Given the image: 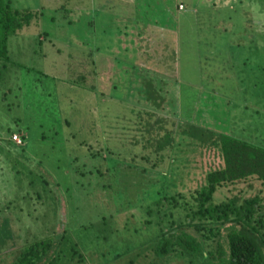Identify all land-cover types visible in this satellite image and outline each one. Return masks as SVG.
<instances>
[{
    "label": "rangeland",
    "instance_id": "1",
    "mask_svg": "<svg viewBox=\"0 0 264 264\" xmlns=\"http://www.w3.org/2000/svg\"><path fill=\"white\" fill-rule=\"evenodd\" d=\"M10 1L34 17L9 37L5 67L0 61L5 224L16 223L21 244L63 233L83 257L79 264H219L180 254L183 244L173 246L178 254L158 253L167 248L161 242L171 223L188 236L187 225L198 222L186 212L196 209L188 197L175 207L162 199L194 188H186L185 171L171 165L194 169L199 160V180L204 164H218V155L210 150L204 157L176 131V162L168 153L158 170H148L150 163L138 157L129 161V138L136 134L119 135L123 127L134 132L133 111L144 122L149 110L168 116V124L177 119L264 145V0ZM150 83L166 99L159 109L146 99ZM13 133L21 143L12 141ZM100 148L92 159L90 152ZM139 148H133L138 156L155 160L151 149ZM120 162L137 168L126 176ZM142 167L158 183L141 179L135 170ZM166 177L175 187L169 191ZM255 194L264 195V187L250 179L219 189L214 201ZM230 230L219 229L221 249Z\"/></svg>",
    "mask_w": 264,
    "mask_h": 264
},
{
    "label": "trees",
    "instance_id": "2",
    "mask_svg": "<svg viewBox=\"0 0 264 264\" xmlns=\"http://www.w3.org/2000/svg\"><path fill=\"white\" fill-rule=\"evenodd\" d=\"M33 17L34 13L29 9L14 7L10 0H0V61H4V67L5 61L9 60L7 48L9 37L29 25ZM150 85L151 91L146 93V99L151 100V103L155 105V109H159V103L166 100L160 94L162 88L157 87V84L154 83H150ZM172 99L167 98L169 103L174 101ZM144 112V122L138 121L140 120V115L135 113L136 119L134 121L136 124L134 132H129L128 134L126 127H123V130L120 131L121 134L119 136L136 134L129 138L133 140V144L128 151L130 155H128L130 157L129 161L137 162L138 157L139 161L150 163L151 166H149L150 169L148 170L156 171L162 160L169 153L170 162L173 164L178 159V157L175 158L174 151L171 155V149L177 140V132H182L185 135L183 137L189 140L187 141L188 145L201 147L205 152L203 154L204 157L210 155V150L219 157L218 164L213 166L211 163L208 165L204 164L203 174L199 180L194 176V169L203 167L202 163L199 166V160L195 162L196 164H192L194 169H185L186 166L182 164L179 166L171 165L175 169L180 168L185 171L182 183L186 185V188L190 187V183H192L194 188L188 190V192H175L172 195L163 196L162 199H169L172 207H175L177 201L183 196L188 197L189 201L194 203L196 209L187 210L186 212L192 219L196 218L198 222L187 225V228H189L188 236L180 235L182 233L181 225H176L174 222L173 224L171 223L170 229L166 232V238L162 239L161 242V246H167V248H160L158 253H164V255L178 254L173 249V246L183 244L184 248L180 254H186L188 257L199 255L203 259L216 261L219 264H264V195L255 194L248 198H240L234 195L225 201H214L215 193L219 189L234 185L237 182L255 179L264 187V145L230 133L206 131V129L199 126H190L187 123L183 124V122L178 123L177 119H172L171 123L168 124V116H158L157 113L149 110H144ZM151 117L153 118L152 124ZM139 134L142 135L141 138ZM138 135L139 138L136 137ZM113 138V136L110 137V139ZM13 142L16 143L15 141ZM133 145L135 147L140 146L141 150L151 149V154L155 156V160L151 161L152 159L148 158L147 153L138 156L133 150ZM167 150L169 152H166ZM102 151L103 148L91 151L90 157L93 159ZM108 154L116 156V154L120 155V152L116 153L113 150H109ZM104 155L101 156L105 160L106 156ZM119 166L126 176L128 174L131 175L129 171L131 170L132 172V169L136 167L125 165L123 162H120ZM109 168L106 167V172L111 171ZM146 169L142 167L140 170L136 169L135 171L143 179V177L145 178L148 175V170ZM170 169L173 170V168ZM99 173L102 174V172ZM166 180L167 187L164 189L169 191L173 185H171L172 182L168 177H166ZM145 181L158 183V179L155 176L147 177ZM124 189L128 190L129 188L126 189L124 187ZM158 193L159 191H157ZM5 215H2L4 219L0 217V256L3 254L9 260L4 261V259L0 258L2 264H79L83 262V257L75 250V246L68 247L63 233L56 237L49 235L43 236L42 239H32L31 241L25 239L21 244L22 239L19 235V228L16 227V223L13 225V222L10 225H6ZM225 226L232 230L225 235L226 244L224 249H221L218 242L219 229L221 230ZM196 233L200 235L197 240L195 237ZM16 236L18 237L17 239L13 238ZM203 244L204 246L210 245L211 249L208 252L200 250L199 245L202 246Z\"/></svg>",
    "mask_w": 264,
    "mask_h": 264
},
{
    "label": "built area",
    "instance_id": "3",
    "mask_svg": "<svg viewBox=\"0 0 264 264\" xmlns=\"http://www.w3.org/2000/svg\"><path fill=\"white\" fill-rule=\"evenodd\" d=\"M182 6L180 5V8H181ZM12 139H13V141H15V142H17V143H20L21 142V139L20 138H18V136L16 135V134H13L12 135Z\"/></svg>",
    "mask_w": 264,
    "mask_h": 264
},
{
    "label": "crops",
    "instance_id": "4",
    "mask_svg": "<svg viewBox=\"0 0 264 264\" xmlns=\"http://www.w3.org/2000/svg\"><path fill=\"white\" fill-rule=\"evenodd\" d=\"M253 3H256V2L253 1ZM214 5L216 6L215 3H214ZM260 7H261V6H255V5H254V9H256V10L259 9ZM259 18H260V17H259ZM259 18H258V17H255L256 20H259ZM149 70H150V69H149ZM160 75H164L163 72H161ZM179 84H180V83H179ZM133 113H134L133 115L135 116V112H134V111H133Z\"/></svg>",
    "mask_w": 264,
    "mask_h": 264
}]
</instances>
